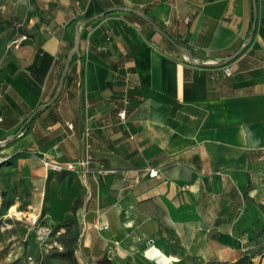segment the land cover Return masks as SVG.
<instances>
[{
    "label": "crops",
    "instance_id": "1",
    "mask_svg": "<svg viewBox=\"0 0 264 264\" xmlns=\"http://www.w3.org/2000/svg\"><path fill=\"white\" fill-rule=\"evenodd\" d=\"M255 3L249 40L252 0H0V141L39 108L0 148V264H29L38 250L13 208L49 227L73 219L79 264H158L148 248L169 264L244 253L264 264V232L246 243L252 221L264 223V0ZM43 159L75 169L52 172Z\"/></svg>",
    "mask_w": 264,
    "mask_h": 264
},
{
    "label": "trees",
    "instance_id": "2",
    "mask_svg": "<svg viewBox=\"0 0 264 264\" xmlns=\"http://www.w3.org/2000/svg\"><path fill=\"white\" fill-rule=\"evenodd\" d=\"M90 17L92 16H88L86 17V19H89ZM263 27H264V19H260L258 21V33L263 35L264 36V30H263ZM58 80H59V77L57 79V84L55 86V88L53 89L52 93L50 94L49 96V99H51L52 95L54 94V91L56 90L57 86H58ZM39 112L36 113V115L38 114ZM34 116H32L31 120L25 124L24 128L22 129L21 133L24 134L27 129L29 128L32 120H33ZM26 120V119H25ZM25 122V121H24ZM23 122V123H24ZM19 128H17L14 132V134L17 132ZM18 136L16 135L14 138H8L6 140V143L4 145V147H7V146H10L11 144H13L15 141H16V138ZM246 194H247V191L244 192V197H246ZM75 208H76V204L73 205L72 207V210L73 212L75 211ZM73 226H74V220L73 219H65L61 222H58L57 224H55L54 226V230H58L60 228H64L66 233L73 230ZM75 232V231H74ZM264 232V223H259L257 222L256 220L252 221V226L250 227L249 229V237L246 241L247 243V246H250L251 244H254L258 241V238L261 236V234ZM70 239L71 237L69 238V246H64L65 248L61 251H52L51 253H49L47 255V258H58V259H61L63 261L66 262V264H79L78 263V260H77V257L75 255V252H74V248L72 246H70ZM74 240H75V233H74ZM251 254H248V253H244L241 257H239L237 260H235L234 262H232V264H254V262L252 261L251 259ZM103 263L106 262L105 260L102 261ZM218 260H211L205 264H227V263H223V262H219ZM41 264H46L45 262H41ZM202 264V263H201Z\"/></svg>",
    "mask_w": 264,
    "mask_h": 264
},
{
    "label": "rangeland",
    "instance_id": "3",
    "mask_svg": "<svg viewBox=\"0 0 264 264\" xmlns=\"http://www.w3.org/2000/svg\"><path fill=\"white\" fill-rule=\"evenodd\" d=\"M4 146L0 147L3 148ZM1 161V160H0ZM4 163V162H3ZM15 208L11 210V214L13 217H17V219H23V217L29 218V222L33 226L32 229V236H33V242H36L35 244L38 247V250L33 251L32 253L29 252L30 257L28 256L27 259L29 261V264H35L31 257L34 259L40 258L42 255V258L40 261L44 262V257L51 253L52 251H61V247H59L61 244L63 246H69V238H66L64 240L62 238V235H59L56 233L54 230V227H49L44 220L39 218V216H35L33 212H30L29 214H23L19 211H15ZM75 230L73 229L70 233V246L73 248L77 247L75 245V240H74V232ZM82 255V252H81ZM84 257V255H82ZM219 263V262H218ZM221 264V263H219ZM232 264V263H231Z\"/></svg>",
    "mask_w": 264,
    "mask_h": 264
},
{
    "label": "water",
    "instance_id": "4",
    "mask_svg": "<svg viewBox=\"0 0 264 264\" xmlns=\"http://www.w3.org/2000/svg\"><path fill=\"white\" fill-rule=\"evenodd\" d=\"M252 7H253V20H252V23H251V32H250V35H249V40L252 38V36H253V34H254V31H255V21H256V15H257L255 0H252ZM94 19H95V17H91L90 19H88V20H86V21L79 22V23L77 24V26H76V30L78 29V27H79L80 25H82V24H84V23H86V22H89V21H91V20H94ZM160 33L166 37V35H165L163 32L160 31ZM78 40H79V34L76 33L75 39H74V41H73L72 48H71V50L69 51V53H68V55H67V57H66V59H65V62H64V65H63V69H62V71H61V74H60V77H59V80H58V86H57L56 90L54 91V94L52 95L51 99L46 103V105L52 103V102L57 98V96H58L59 93H60V90H61L62 85H63V79H64V76H65V73H66V71H67V69H68V67H69V64H70V61H71V59H72V56L74 55V53H75V51H76V49H77ZM169 40H170V41H171V42H172V43H173L178 49H180L182 52H184L185 54H187L189 59H191L189 53H188L185 49H183V48H181L180 46L176 45L175 42H174L173 40H171V39H169ZM38 110H39V108L36 109V110L34 111V113L37 112ZM34 113H33V114H34ZM33 114L30 115V116H28L27 119L25 120V122L19 127V129L17 130V132H16L15 134L11 135L9 138H14L16 135H18V134L22 131V129L24 128L25 124L28 123V122L31 120ZM6 140H7V139H5V140H3V141H0V147H2V146L5 145Z\"/></svg>",
    "mask_w": 264,
    "mask_h": 264
},
{
    "label": "built area",
    "instance_id": "5",
    "mask_svg": "<svg viewBox=\"0 0 264 264\" xmlns=\"http://www.w3.org/2000/svg\"><path fill=\"white\" fill-rule=\"evenodd\" d=\"M223 72L225 75H229L231 73V68L229 66H224L223 67ZM117 115L123 119L125 116L124 110L120 109L117 113ZM70 126V124H68ZM86 134V132H85ZM43 161V165L44 167H46L49 171L52 172H63V171H74L75 167H74V163L71 162H67V163H59L56 161H46V160H42ZM102 172H108V170H100ZM149 177H157L158 176V170L155 168H152L149 170L148 173Z\"/></svg>",
    "mask_w": 264,
    "mask_h": 264
},
{
    "label": "bare ground",
    "instance_id": "6",
    "mask_svg": "<svg viewBox=\"0 0 264 264\" xmlns=\"http://www.w3.org/2000/svg\"><path fill=\"white\" fill-rule=\"evenodd\" d=\"M15 210V209H14ZM148 253L152 259L158 264H169L165 256L159 254L154 249L148 248Z\"/></svg>",
    "mask_w": 264,
    "mask_h": 264
}]
</instances>
